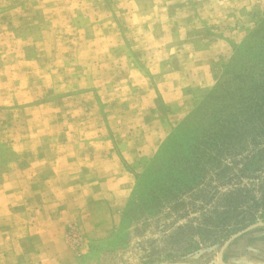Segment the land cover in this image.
Here are the masks:
<instances>
[{
    "label": "rangeland",
    "instance_id": "374dc122",
    "mask_svg": "<svg viewBox=\"0 0 264 264\" xmlns=\"http://www.w3.org/2000/svg\"><path fill=\"white\" fill-rule=\"evenodd\" d=\"M0 264H264V0H0Z\"/></svg>",
    "mask_w": 264,
    "mask_h": 264
},
{
    "label": "built area",
    "instance_id": "2783aa9c",
    "mask_svg": "<svg viewBox=\"0 0 264 264\" xmlns=\"http://www.w3.org/2000/svg\"><path fill=\"white\" fill-rule=\"evenodd\" d=\"M70 238L76 242L78 235L76 234V232L74 230L71 231L70 233Z\"/></svg>",
    "mask_w": 264,
    "mask_h": 264
}]
</instances>
